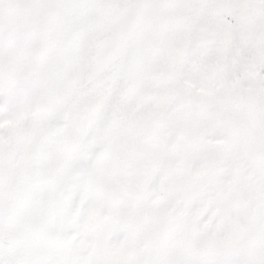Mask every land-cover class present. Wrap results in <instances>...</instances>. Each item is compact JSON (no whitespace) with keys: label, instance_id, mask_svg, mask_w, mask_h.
<instances>
[{"label":"rangeland","instance_id":"1","mask_svg":"<svg viewBox=\"0 0 264 264\" xmlns=\"http://www.w3.org/2000/svg\"><path fill=\"white\" fill-rule=\"evenodd\" d=\"M0 264H264V0H0Z\"/></svg>","mask_w":264,"mask_h":264}]
</instances>
